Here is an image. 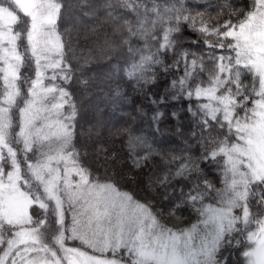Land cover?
<instances>
[{
	"label": "snow or ice",
	"instance_id": "obj_1",
	"mask_svg": "<svg viewBox=\"0 0 264 264\" xmlns=\"http://www.w3.org/2000/svg\"><path fill=\"white\" fill-rule=\"evenodd\" d=\"M103 6L123 36L125 77L146 87L160 72L172 77L150 97L151 122L164 117L161 105L187 102L199 156L131 133L128 147L136 169L160 159L146 187L162 190L168 217L182 222L187 209L194 221L168 227L152 201L84 166L63 87L72 69L58 34L62 5L0 0V264H264V0L239 12L226 0L223 20L205 17L211 4L193 14L188 0ZM185 27L202 51L180 47ZM29 66L34 75L22 78Z\"/></svg>",
	"mask_w": 264,
	"mask_h": 264
},
{
	"label": "trees",
	"instance_id": "obj_2",
	"mask_svg": "<svg viewBox=\"0 0 264 264\" xmlns=\"http://www.w3.org/2000/svg\"><path fill=\"white\" fill-rule=\"evenodd\" d=\"M57 2L62 5L57 22L58 34L72 69V78L63 87L75 105L74 144L84 166L100 182H115L122 190L135 194L140 201H152L157 209L163 210L162 223L168 227H185L194 221L189 210H179L178 214L184 217L182 222L169 218V202L163 200L162 190L157 188L153 192L146 187L147 175L153 173L155 180L162 171L160 159L155 158L153 163L142 169L134 168L130 162L128 138L129 133L143 136L154 147L165 149L190 147L192 155L199 156L200 148L192 137V118L182 110L186 109L187 102L161 105L159 110L165 115L158 126L153 124L150 118L157 106L151 103L150 97L164 95L171 75L166 77L160 72L157 82L150 87L138 86L125 77L120 71L126 58V49L120 47L123 36L115 30L107 15L103 6L106 0ZM225 3L226 0H188V7L195 14L196 11L205 12V6L211 4L205 17L223 20L230 11ZM227 3L239 12L247 10L250 0H227ZM22 18L30 23L29 18ZM177 37L181 48L197 52L204 48L203 43L199 46L191 44L196 34L187 27ZM171 59L167 57L166 62L171 63ZM20 72L22 78L34 75L32 66L22 67ZM22 88L26 90L27 86L22 85ZM64 111H70V108L66 105ZM173 111H177L179 120L171 116ZM213 175L210 172V176ZM231 259L234 261L235 256Z\"/></svg>",
	"mask_w": 264,
	"mask_h": 264
},
{
	"label": "rangeland",
	"instance_id": "obj_3",
	"mask_svg": "<svg viewBox=\"0 0 264 264\" xmlns=\"http://www.w3.org/2000/svg\"><path fill=\"white\" fill-rule=\"evenodd\" d=\"M29 20H30V18H29ZM29 27H30V23H29ZM71 244H72V243H71V242H69V245H70V246H71Z\"/></svg>",
	"mask_w": 264,
	"mask_h": 264
}]
</instances>
